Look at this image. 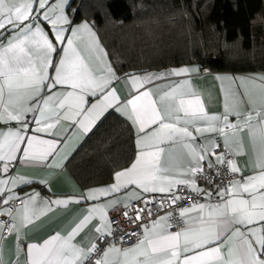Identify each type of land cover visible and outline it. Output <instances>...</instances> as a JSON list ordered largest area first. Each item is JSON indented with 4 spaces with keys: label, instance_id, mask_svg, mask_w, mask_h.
Here are the masks:
<instances>
[{
    "label": "snow or ice",
    "instance_id": "snow-or-ice-1",
    "mask_svg": "<svg viewBox=\"0 0 264 264\" xmlns=\"http://www.w3.org/2000/svg\"><path fill=\"white\" fill-rule=\"evenodd\" d=\"M67 2L0 0V122L21 124L17 129L0 130L2 172L8 173L25 142L21 157L25 161L46 165L59 151L56 139L26 136L25 117L30 111L39 113L35 120L36 132L59 135L51 130L65 121L71 123L63 131L78 126L87 135L108 109L115 108L135 127L138 151L130 167L115 173V183L90 189L79 199H45L37 206L39 194L33 193L21 201V208H5L3 214L11 217V223L0 222V238L5 231L14 232L20 241V233L54 206L97 200L130 185L145 193H166L176 186L188 185L194 192L202 193L203 190L196 186L195 177L203 175V162L209 155H215L217 165L226 164L231 174L241 171L233 159L226 157L242 151L243 140L237 137L246 133L253 149L254 173L221 188L217 193L220 200L216 203H193L183 207L179 211L184 222L180 231H168L171 227L169 213L155 220L151 227L145 226L142 238L134 244L123 248L109 244L101 249L98 242L112 235L115 223L109 219L108 209L122 204L123 215L128 217L130 202L139 199L133 192L123 199L90 206L66 234L57 232L42 243L27 245L25 264H93L92 257L96 253L100 255L94 264H264V76H217V80L230 82L225 92L224 112L219 115L206 111L201 95L195 90L182 91L189 81L161 94L141 91L145 84L160 79V74L143 77L127 74L131 90L129 98L121 101L112 87L113 81L118 79L116 72L88 23L71 28L70 36L66 37L65 25L70 23L64 11ZM65 42L67 46H64ZM57 55L58 60L55 59ZM49 69L54 75H49ZM195 71L199 69H173L168 75ZM237 80L239 87L251 83L254 90L245 88L241 93L232 89L231 84ZM58 86L70 90L53 91ZM45 89L48 95L43 94ZM88 96L98 99L88 105ZM230 116L236 118L235 123L230 121ZM204 133L223 136L227 151L216 155L219 144L215 140L198 145L196 141ZM165 144L173 149L179 145L183 150L174 163L164 162L163 154L168 151ZM185 158L186 167L182 166ZM207 167H214L210 160ZM19 183L30 181L15 176L0 179V195L6 191L4 186L11 185L2 201L4 204L20 199L11 191ZM206 195L210 199L212 193L209 191ZM180 199L173 194L171 202L175 204ZM135 211L134 219L139 220L143 209L136 208ZM93 220L98 223L92 224ZM255 224L260 226L252 227ZM85 229L96 234L87 244L76 239ZM131 235L135 233L124 234ZM0 264H4L2 245Z\"/></svg>",
    "mask_w": 264,
    "mask_h": 264
},
{
    "label": "trees",
    "instance_id": "trees-1",
    "mask_svg": "<svg viewBox=\"0 0 264 264\" xmlns=\"http://www.w3.org/2000/svg\"><path fill=\"white\" fill-rule=\"evenodd\" d=\"M76 3V19H98V34L117 72L191 62L211 71H264V0H72L71 5ZM106 23L113 29L103 35ZM151 30L158 35L153 38ZM231 45L242 54L231 55L226 49ZM133 136L131 123L108 112L70 157L68 171L81 187L110 179L132 160Z\"/></svg>",
    "mask_w": 264,
    "mask_h": 264
},
{
    "label": "crops",
    "instance_id": "crops-1",
    "mask_svg": "<svg viewBox=\"0 0 264 264\" xmlns=\"http://www.w3.org/2000/svg\"><path fill=\"white\" fill-rule=\"evenodd\" d=\"M55 2L56 0H49L50 4ZM71 3L72 0H68L64 8L65 14L67 15L70 21L68 25H65L66 37L70 36L71 28L78 27L84 22H87L88 25L91 27L92 31L95 32L100 45L107 53V50L104 44L102 43L101 38L97 31L98 19L97 18L88 19L85 17L76 19L75 14H76L78 2L74 6H72ZM64 46H67L66 42ZM55 59L58 60L59 55H57ZM107 61L111 63L108 53H107ZM182 68H189V69L196 68L199 69V71L190 72L179 76L168 75L170 70L182 69ZM48 71L50 76L54 75L52 69H49ZM115 72L118 79L113 81L112 87L116 89V94L121 101H125L127 98H129V94L131 90V85L130 83L127 82V74H134L141 77L145 76L146 74H160L161 75L160 79H155L151 83L145 84L144 88L141 89V91L152 90L157 94H161L163 91L169 90L171 87L181 84L183 81H189L190 86L185 85L182 91L184 93H188L191 90H195L196 92H198L204 101L206 111L209 114H217V115L222 114L224 112L225 92L228 90L230 86L229 81L217 80L216 79L217 76H227L234 78H240V77L258 78L260 76H264V71L242 73V72H231V71L206 70V69H201L199 65L194 62L164 67L160 69L138 71V72L120 73L117 72L116 70ZM258 83L259 80H257V84ZM239 85H240V81L237 80L234 84H231V88L238 89L241 93L245 91V88L254 90L253 85L251 83H246L244 87H239ZM66 90H70V89H67L66 87L61 88L59 86L56 89H53V91H66ZM43 94L48 95L49 93L45 89ZM87 99H88V105H90L91 103H95L98 97L88 96ZM31 103L35 104L36 102L31 101ZM110 111L117 113L123 119L131 123L134 131V136H133L134 153L132 160L128 163V165L115 170L112 173L110 179L94 185L81 187L67 169L68 160L95 127L87 135L83 134V132L78 129V126H73L71 128V131L66 132L63 131V129H66L71 122L61 121V123L58 124L56 128L51 130L52 133H59V135H53L50 134L49 132H36L35 129L37 125L35 123V120L39 118V113L34 111L28 112L25 117V121L28 124L26 136L36 135L39 136L41 139H45V140L56 139L58 142L59 151L54 157L49 158L46 165L35 163L32 161H25L21 158L22 150L24 147H26V142H25L21 144V152L17 154V160L12 162V164L10 165L8 173L2 172V164H0V179H8L9 177L15 176V177H21L23 178V180L30 181V183H19V186L16 188H12L11 191L16 196L21 197L22 200L26 199L28 196L32 195L33 193H38L39 199L36 202L37 206H40L41 202L45 199L47 200L68 199L69 197H75L76 199H79L81 195L86 194L90 189L104 188L115 183V173L130 167L135 160L138 151L136 145L137 134H136V129L133 126L132 122L129 121L126 118V116L123 115L121 112L116 111L115 108L108 109L107 112L104 114V116ZM229 119L232 123L236 122V118L234 116H230ZM20 127L21 124L16 121H11L8 123L0 122V130L3 131H7L9 128L17 129ZM218 135L219 134L217 133H204L202 137L198 138L196 143L198 145L207 144L209 140H215L216 136ZM66 136L67 139H65ZM219 136L221 137L222 142L224 144V137L221 135ZM237 139L243 140L242 151L239 154L231 155V159L234 160L235 164L241 170L238 174H242L244 177H247L254 173L255 159L253 155V149L246 133L242 137H237ZM163 146L166 149H168V151H166L163 154V159L165 164L174 163L175 158L181 155L183 151L179 145L175 146L174 149L172 148V146L168 144H165ZM170 157L172 159H170ZM186 159L187 158H185L184 162L182 163V166L184 167H186ZM209 160L212 162L213 165L216 164V158L214 155H209L208 160H205L204 162L208 164ZM235 180L237 179H234L232 181ZM4 187L6 191L3 195H0L1 202L3 201V199L7 197L8 194L7 189L11 188V185H7ZM188 187L191 188L190 186ZM133 192H135L139 196V198H141L143 195L148 193L162 194L161 192L145 193L141 189L136 188L134 185H130L127 188L121 189L120 192L113 193L110 196H101L97 200H80L79 203L71 202L67 206H54L51 211H48L45 214L41 215L39 219L34 220L27 228H25L20 233L22 237L20 241H17L14 232L9 233L7 236L0 238V245L3 246L4 264H25L27 259V255H26L27 245L33 243H42L44 240L48 239L50 236L54 235L57 232L61 234H66L78 222V220L82 218V216L85 214L86 210L90 206H94L97 204H106L111 201H114L117 198L123 199L124 197L132 194ZM136 200L138 199H133L130 202V204ZM192 204L186 205L184 207H189ZM21 207L22 205L17 206L16 208H21ZM110 210L111 208L108 209V212ZM165 215L167 214L166 213L162 214L157 219L164 217ZM190 215H195V213H191ZM96 223H98L97 220L92 221V224H96ZM18 224L19 221H17V225ZM183 226H184V222L182 221V225L178 230L173 231L170 230L169 228L168 231L171 232L180 231ZM259 226H260L259 224L252 225V227H259ZM90 228L91 225H89V229ZM89 229H85L83 232H81L76 237L77 241H82L84 244H87L88 240L96 235L93 231H89ZM111 244H115L118 247L116 243H111ZM18 248L19 251H17Z\"/></svg>",
    "mask_w": 264,
    "mask_h": 264
},
{
    "label": "built area",
    "instance_id": "built-area-1",
    "mask_svg": "<svg viewBox=\"0 0 264 264\" xmlns=\"http://www.w3.org/2000/svg\"><path fill=\"white\" fill-rule=\"evenodd\" d=\"M215 141L219 144V147L215 149L216 155L225 153L226 149L222 142L221 137L218 135L215 138ZM215 156V155H214ZM226 158H231L226 157ZM205 170L203 175L198 174L196 179V186L203 190L202 193L194 192L187 185H179L172 189L171 192L166 193H148L143 195L138 200L129 204L128 217L123 215L125 211L124 206L117 205L115 208H111L108 212V217L110 220L114 221L113 232L111 236L106 237L105 241L98 242L101 249L106 248L111 243H116L118 247H128L134 244L138 238L142 237L144 227L151 226L153 222L162 214H171L169 218V224L171 225L170 230H178L182 225V220L179 217V211L186 205L192 203H216L220 200L218 196V191L230 184L234 179L240 180L244 177L242 174H231L228 170L226 164L217 165L214 164V167L208 168L207 164L203 162ZM210 177L212 179H206ZM211 192L212 196L209 197L206 195L207 192ZM181 197L175 204L171 202L172 195ZM14 199L9 201L8 204H4L0 199V222L5 224L11 223V217L4 213L5 208L15 209L17 206L21 205L22 198ZM136 208L143 209L141 212V218L139 220L134 219L136 215ZM151 213V214H149ZM125 233H135V235L124 236ZM9 233L5 231L2 237L7 236ZM124 236V239L121 240V237ZM100 255L96 253L92 257V262L94 264L95 259Z\"/></svg>",
    "mask_w": 264,
    "mask_h": 264
},
{
    "label": "rangeland",
    "instance_id": "rangeland-1",
    "mask_svg": "<svg viewBox=\"0 0 264 264\" xmlns=\"http://www.w3.org/2000/svg\"><path fill=\"white\" fill-rule=\"evenodd\" d=\"M111 26H113L111 23H106L105 24V26H104V29H103V35H105L106 34V30L107 29H113ZM142 29H145V27H142ZM115 30L116 31H118L117 30V27L115 28ZM153 30V29H152ZM150 31L151 33H153V31ZM149 31V30H148ZM158 30H156L155 31V35H158ZM155 35H154V33L152 34V37L154 38L155 37ZM103 39H105V36H104V38ZM106 40V39H105ZM122 45V44H121ZM120 47V46H119ZM123 47V46H122ZM153 48H155V46L153 47ZM226 49H227V51L229 50V52L231 53V55H233V56H239L240 54H242L241 52H240V50H239V48L237 47V45H231V46H227L226 47ZM124 50H126V49H124ZM147 52H149L148 50L146 51V53ZM244 54V53H243ZM254 54V53H253ZM252 53H249V55L250 56H252L253 55Z\"/></svg>",
    "mask_w": 264,
    "mask_h": 264
}]
</instances>
